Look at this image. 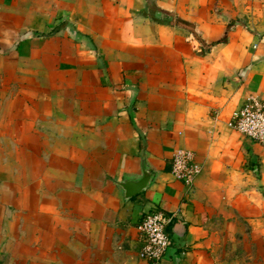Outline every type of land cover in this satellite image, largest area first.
<instances>
[{"label":"crops","instance_id":"1","mask_svg":"<svg viewBox=\"0 0 264 264\" xmlns=\"http://www.w3.org/2000/svg\"><path fill=\"white\" fill-rule=\"evenodd\" d=\"M249 96L264 0H0V264H239L240 245L264 264V147L230 125ZM152 210L171 217L157 263Z\"/></svg>","mask_w":264,"mask_h":264},{"label":"built area","instance_id":"2","mask_svg":"<svg viewBox=\"0 0 264 264\" xmlns=\"http://www.w3.org/2000/svg\"><path fill=\"white\" fill-rule=\"evenodd\" d=\"M230 125L242 135L258 142L264 147V100L249 96L245 103L232 114ZM201 172L189 151H179L173 159L172 173L186 184H192ZM171 217L161 210L148 212L139 225L142 248L140 256L151 262H159L166 255L171 238L167 226Z\"/></svg>","mask_w":264,"mask_h":264},{"label":"water","instance_id":"3","mask_svg":"<svg viewBox=\"0 0 264 264\" xmlns=\"http://www.w3.org/2000/svg\"><path fill=\"white\" fill-rule=\"evenodd\" d=\"M155 174L152 171L150 165L144 161L143 163V175L140 178H129L126 177L120 185L125 190V195L127 198L134 196L135 194L146 189L149 184L152 182Z\"/></svg>","mask_w":264,"mask_h":264},{"label":"rangeland","instance_id":"4","mask_svg":"<svg viewBox=\"0 0 264 264\" xmlns=\"http://www.w3.org/2000/svg\"><path fill=\"white\" fill-rule=\"evenodd\" d=\"M227 247H229V244H227ZM232 255L239 259V264H262L263 261L262 258H257V256L247 260L246 249L242 245L237 246Z\"/></svg>","mask_w":264,"mask_h":264}]
</instances>
